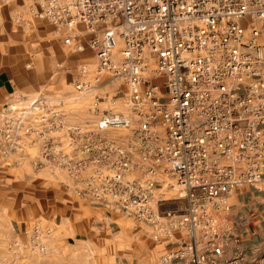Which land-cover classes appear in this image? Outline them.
I'll return each instance as SVG.
<instances>
[{
	"label": "built area",
	"instance_id": "obj_1",
	"mask_svg": "<svg viewBox=\"0 0 264 264\" xmlns=\"http://www.w3.org/2000/svg\"><path fill=\"white\" fill-rule=\"evenodd\" d=\"M29 13L92 52L128 113L76 124L64 98L14 95L0 107V159L61 172L71 195L151 228L171 246L162 264H247L223 255L237 242L230 197L256 190L264 206V0H30ZM90 74L77 67L76 96L107 82ZM49 234L33 226L30 250Z\"/></svg>",
	"mask_w": 264,
	"mask_h": 264
},
{
	"label": "crops",
	"instance_id": "obj_2",
	"mask_svg": "<svg viewBox=\"0 0 264 264\" xmlns=\"http://www.w3.org/2000/svg\"><path fill=\"white\" fill-rule=\"evenodd\" d=\"M29 5L30 0H0V107L14 95L59 98L60 94L55 93L60 90L65 74L69 70L76 72L80 64L92 66L90 61L94 60L88 49L78 53L64 46L63 36L50 24L32 18ZM78 29L83 33V27ZM88 38L83 35L80 40ZM15 161L22 165L9 168L14 178L24 182L46 179L44 174L27 167V158L12 159ZM27 193L32 196L31 190ZM64 199L56 197L48 211L43 207L34 210V204L39 203L33 200L22 202V209L2 202L0 211L10 213L12 230L16 229L21 240H25L24 234L34 225L50 230L49 237L43 241V253L31 252L24 245L19 258L9 259L5 264H162V255L171 246L156 244L151 228L136 227L128 218L68 192ZM229 203L237 242L224 251L223 259L232 258L238 250L245 263L264 264L262 193L237 192ZM18 211L24 217L15 221L12 216ZM175 237H180V233Z\"/></svg>",
	"mask_w": 264,
	"mask_h": 264
},
{
	"label": "rangeland",
	"instance_id": "obj_3",
	"mask_svg": "<svg viewBox=\"0 0 264 264\" xmlns=\"http://www.w3.org/2000/svg\"><path fill=\"white\" fill-rule=\"evenodd\" d=\"M94 61L95 60L90 61L92 66L89 65L91 69L89 78L100 77V82L107 81L108 75L103 74L98 77L94 74L96 69ZM64 79L60 90L55 94H60L59 98L65 99L66 102L64 103L63 109L70 113L71 122L76 124H92L99 120L102 113L105 111L122 115L128 113V108L125 103L127 91L120 83L109 80L103 84V86L89 92L88 94L76 96L73 90L76 80L75 70H69L68 73L65 74ZM158 83L161 84V81H158ZM96 99H98V101H96ZM94 108H96L97 111H94ZM120 134V132H115L111 135L118 136ZM19 157H21V154L3 160L0 159V206L3 201H7L15 208L22 209V207H20L22 202L25 204L28 200H33L35 203H37V201L39 203L37 205L34 204V210L43 207L48 211L49 209L47 210V208H51V206L54 205V202H56V197L65 200L64 198L66 197L67 191L62 187V183H67V179L61 172L55 174H50L46 171L38 172L42 175L44 174V177L47 179H42L41 181L24 182L22 179L14 178L10 173L12 170L9 168H19V166L22 165L21 163H18L19 161L12 162V159ZM25 164L32 172H34L29 162H26ZM39 183L40 185H38ZM28 190L32 191V196H28ZM177 205L181 208L180 204ZM9 215L10 213L8 212L3 213L0 211V264H5L9 259L17 260L21 254L22 248H25V246L30 250L28 239H30L31 231L24 234L25 240H21L20 236L16 235L18 234L16 229H14V231L12 230L13 224H10L11 221ZM12 217L13 220L19 221L24 217V214L18 211V213L13 214ZM45 239L46 238H44V240ZM23 241L25 242L21 243ZM30 251L34 252L32 250Z\"/></svg>",
	"mask_w": 264,
	"mask_h": 264
}]
</instances>
